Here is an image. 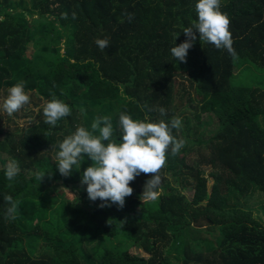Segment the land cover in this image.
Returning <instances> with one entry per match:
<instances>
[{"label": "trees", "instance_id": "1", "mask_svg": "<svg viewBox=\"0 0 264 264\" xmlns=\"http://www.w3.org/2000/svg\"><path fill=\"white\" fill-rule=\"evenodd\" d=\"M197 2L0 0V94L23 81L38 101L71 109L55 127L43 108L23 129L0 126V153L20 169L8 181L0 160V264H264V220L248 207L264 196V0H221L235 59L196 33L180 62L170 49L186 40ZM97 39L109 46L101 51ZM122 112L150 122L179 117L173 135L184 146L167 153L154 201L141 196L151 175L142 173L122 209L101 208L87 191L75 194L91 160L64 177L56 154L97 117H111L120 143ZM6 196L17 204L15 220L5 219Z\"/></svg>", "mask_w": 264, "mask_h": 264}, {"label": "clouds", "instance_id": "2", "mask_svg": "<svg viewBox=\"0 0 264 264\" xmlns=\"http://www.w3.org/2000/svg\"><path fill=\"white\" fill-rule=\"evenodd\" d=\"M195 8L197 20L183 29L186 40L170 49L172 57L186 62L188 51L197 39L196 33H199L200 42L211 44L218 50H226L235 59L234 41L229 30L230 19L220 10L221 0H198ZM173 35L176 41L179 33ZM95 43L101 51L109 46L108 39H97ZM120 91L123 95V86H120ZM29 103L30 97L21 81L8 89L3 109L8 116H12ZM80 112L83 114L85 109L81 108ZM159 113L164 116L166 110L160 108ZM70 115L69 105L59 99H51L43 108L44 123L50 127H55L58 121ZM180 127L179 117H173L170 122L163 119L150 122L147 115L143 120H134L129 114L122 112L119 115L121 142L117 143L112 139L114 129L111 117H97L91 124V130L78 127L59 143L56 168L61 176L69 177L74 167L80 169L85 156L90 159L91 166L83 171L80 183L82 186L87 185L90 201H101V208L116 205L122 209L125 198L133 194L130 182L142 173L151 174L144 184L141 196L154 201L159 194L158 188L162 169L166 167L167 153L171 152L175 156L184 146V141L173 135V129ZM97 131L99 135L95 134ZM19 171L17 162L11 161L5 168V178L14 181ZM43 177L44 175H37L39 181ZM5 202L9 205L5 211V219L15 220L16 202L11 196H6Z\"/></svg>", "mask_w": 264, "mask_h": 264}, {"label": "rangeland", "instance_id": "3", "mask_svg": "<svg viewBox=\"0 0 264 264\" xmlns=\"http://www.w3.org/2000/svg\"><path fill=\"white\" fill-rule=\"evenodd\" d=\"M248 67V66H246ZM249 68V67H248ZM256 73V72H254ZM257 75H259L258 73H256ZM26 83V82H25ZM29 97H30V103L26 106H24L20 111L14 113L12 116H8L3 109V101L6 98V96L8 95V90L6 92H2L0 94V126L2 129H4L5 131L11 129L13 130V127L15 126L14 123H16V125L18 126V129H23L26 126L31 125V123H33L36 119V117L40 114V111L42 108H44V106L46 105V100H42V101H38L36 99V97L32 96V92H26ZM37 104H36V103ZM11 117L12 121H8V118ZM0 160L5 163L8 164L9 162L13 161V159L5 154V153H0ZM1 165V164H0ZM211 178V177H210ZM214 179L211 178L210 183H213ZM77 189H75V194L76 196H80L83 192L86 191V185H77L76 186ZM160 193V192H159ZM188 194L190 197L194 196V191L192 190H188ZM88 200V199H87ZM236 200L232 199L230 202L233 204ZM240 203L242 202V200H239ZM235 204V203H234ZM264 204V196H259L255 199L254 203L252 204V206L250 207L248 205V207L250 209H255V211L258 213V215L264 220V213H262L259 210V206ZM130 216V215H129ZM199 231V230H198ZM216 234H219V236L222 238V233L220 231V229H216ZM195 238H200L201 241H199L195 246L197 247V249L199 251H205L206 247L208 248L207 245H205L204 243V237L205 235H201V233L195 231V234L193 235ZM209 237V236H207ZM192 238V237H190ZM133 253H136L140 256H149L147 253H145L144 251L140 250V249H136L133 248L132 249Z\"/></svg>", "mask_w": 264, "mask_h": 264}]
</instances>
